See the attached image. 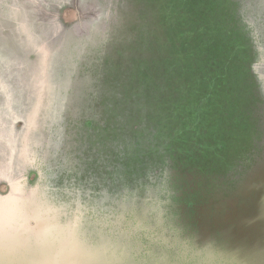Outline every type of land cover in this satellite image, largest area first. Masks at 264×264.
Listing matches in <instances>:
<instances>
[{"label": "rangeland", "instance_id": "rangeland-1", "mask_svg": "<svg viewBox=\"0 0 264 264\" xmlns=\"http://www.w3.org/2000/svg\"><path fill=\"white\" fill-rule=\"evenodd\" d=\"M169 1L0 0V49L22 47L31 32L68 48L67 96L55 127L40 139L35 130L24 135L44 142L35 158L43 174L0 184V264H264V45L255 40L260 24L250 30V22L264 20V0L224 5L239 27L233 50L252 53L260 82L250 143L251 128L220 138L209 124L218 121L213 111H204L210 122L200 130H169L155 128L146 110L130 119L141 139L138 158L117 164L134 171L110 187L100 185L104 173L99 181L90 175L102 163L96 128L88 126L101 106L100 71L138 33L158 35ZM77 221L86 226L76 244Z\"/></svg>", "mask_w": 264, "mask_h": 264}, {"label": "trees", "instance_id": "trees-1", "mask_svg": "<svg viewBox=\"0 0 264 264\" xmlns=\"http://www.w3.org/2000/svg\"><path fill=\"white\" fill-rule=\"evenodd\" d=\"M172 1L157 36L148 37L147 31L138 33L117 57L111 53L100 71L101 91L97 96L101 106L95 121L88 125L96 128L94 138L102 146L96 159L102 161L101 171L90 172L96 181L105 174L100 185L118 186L121 175L134 171L129 164L123 170L117 164L123 159L133 163L138 158L141 139L132 129L135 127L130 128V119L146 110L151 112L155 128L164 124L169 130H200L210 122L204 111H213L212 117L218 121L209 124L220 128V138L222 133L251 128L245 144L251 141L252 128H257L256 115L262 103L260 82L254 78L252 53L233 50L239 27L231 25L235 16L229 19L231 12L224 7L227 0ZM250 23L251 31L260 24L262 33L254 36L258 45H264V20L256 18ZM161 33L167 35L165 39L159 37H163ZM23 40L22 47L0 49V184L11 183L14 176L43 174L35 158L36 152L45 149L44 142H32L24 135L35 130L33 137L40 139L46 128H54L60 102L67 96L62 90L66 83L61 84L67 47L54 37L44 39L43 34L33 32ZM242 41L238 40L239 45ZM230 98L234 99L227 108L222 101ZM184 139L177 140L188 146L197 143ZM135 142L137 147L131 149ZM78 224L76 244L86 226L84 221Z\"/></svg>", "mask_w": 264, "mask_h": 264}]
</instances>
